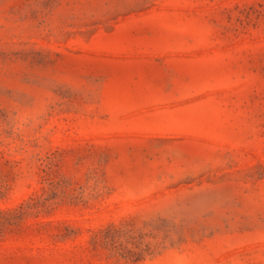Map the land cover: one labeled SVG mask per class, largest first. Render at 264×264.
I'll return each mask as SVG.
<instances>
[{"label":"rangeland","instance_id":"374dc122","mask_svg":"<svg viewBox=\"0 0 264 264\" xmlns=\"http://www.w3.org/2000/svg\"><path fill=\"white\" fill-rule=\"evenodd\" d=\"M0 264H264V0H0Z\"/></svg>","mask_w":264,"mask_h":264}]
</instances>
